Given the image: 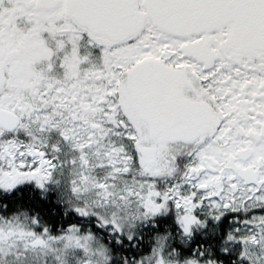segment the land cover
<instances>
[{"label":"snow or ice","instance_id":"obj_1","mask_svg":"<svg viewBox=\"0 0 264 264\" xmlns=\"http://www.w3.org/2000/svg\"><path fill=\"white\" fill-rule=\"evenodd\" d=\"M0 264H264V0H0Z\"/></svg>","mask_w":264,"mask_h":264}]
</instances>
